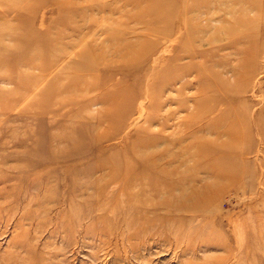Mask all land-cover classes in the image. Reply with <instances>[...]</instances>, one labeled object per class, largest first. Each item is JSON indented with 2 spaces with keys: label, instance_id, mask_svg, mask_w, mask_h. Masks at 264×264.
Instances as JSON below:
<instances>
[{
  "label": "rangeland",
  "instance_id": "374dc122",
  "mask_svg": "<svg viewBox=\"0 0 264 264\" xmlns=\"http://www.w3.org/2000/svg\"><path fill=\"white\" fill-rule=\"evenodd\" d=\"M150 1L0 0V264H264V0Z\"/></svg>",
  "mask_w": 264,
  "mask_h": 264
},
{
  "label": "bare ground",
  "instance_id": "6f19581e",
  "mask_svg": "<svg viewBox=\"0 0 264 264\" xmlns=\"http://www.w3.org/2000/svg\"><path fill=\"white\" fill-rule=\"evenodd\" d=\"M146 2H149V0H144ZM162 1L164 0H151L150 1V5H149V10H154L156 8H160L161 7V3ZM148 10V9H147ZM157 10V9H156ZM157 11H160L159 13V16L156 17V19H165L167 21V19L173 15V13H171L168 17L166 16V14L162 11V9H158ZM162 16V17H161ZM155 17V16H154ZM125 168L127 167V175L125 173V177H124V185L123 186H126L129 187L132 186L133 184H131L130 180L131 179H134L136 181V179H138V177H141L142 175H145L147 173H153V172H156L155 170V163L154 162H151V161H144V162H141V163H137L135 164V166L137 167L138 170H136V172H132V166H134L133 164L131 165V163H125ZM118 165H117V171H118ZM108 169V168H107ZM160 171L164 172V168L161 169ZM159 171V173H160ZM132 175V177H131ZM146 185L145 187L152 191V192H155V191H160V190H164L165 191V187L163 185H161L160 183H158V181L156 180H152V179H147L146 180ZM137 184V183H136ZM135 187H138V184L135 186ZM142 188V187H141ZM210 189V188H208ZM207 191H203L201 193H198L195 198L197 201H204L206 200V198L208 197L207 195ZM130 195V194H129ZM130 197H132L131 199H133V201H136V196L135 195H130ZM171 204L169 203L168 206H170ZM170 208V207H169ZM176 210V209H175Z\"/></svg>",
  "mask_w": 264,
  "mask_h": 264
}]
</instances>
